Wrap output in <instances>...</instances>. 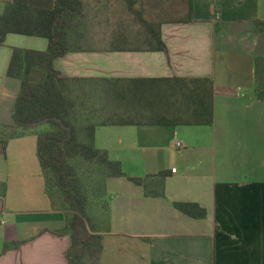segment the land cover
<instances>
[{
    "label": "crops",
    "instance_id": "1",
    "mask_svg": "<svg viewBox=\"0 0 264 264\" xmlns=\"http://www.w3.org/2000/svg\"><path fill=\"white\" fill-rule=\"evenodd\" d=\"M84 1L88 18L69 32L70 50L54 65L65 77L81 80L91 100L111 80L214 82L212 125L96 128V146L121 161L126 174L107 179L111 229L103 232L101 264H264V100L255 93V62L264 56V0H192V14L190 0H148L149 10L187 13L184 19L150 21L159 25L166 50L150 47L142 23L112 20L126 10L124 0ZM4 9L0 0V13ZM48 46L44 37L16 33L0 46V125L13 124L21 89V81L8 75L13 48ZM28 136L10 139L6 148L0 139V264H69L70 237L58 233L65 213L41 194L34 196L30 185L23 187L19 173L28 172L26 165L9 190L10 150ZM164 171L171 172L164 197L156 196V180L150 181L149 196L128 178ZM26 182H36L42 193V184ZM174 202L198 203L207 217H192ZM14 241L20 245L5 251Z\"/></svg>",
    "mask_w": 264,
    "mask_h": 264
},
{
    "label": "trees",
    "instance_id": "2",
    "mask_svg": "<svg viewBox=\"0 0 264 264\" xmlns=\"http://www.w3.org/2000/svg\"><path fill=\"white\" fill-rule=\"evenodd\" d=\"M0 13V46L11 33L44 37L49 40L45 51L13 48L8 75L21 81L13 109V124L0 125L4 148L13 138L27 136L35 125L37 155L45 179V193L52 207L65 213V225L58 230L69 235V264H101L104 231L111 229L107 179L126 176L121 161L110 158L107 150L96 146L95 131L107 125H212L214 122V82L209 78H161L128 80L126 85L111 80L98 100L82 91L81 80L65 77L55 68L56 58L70 50L68 34L88 18L84 0H4ZM137 21L150 32V47L166 50L161 30L137 8L138 0H124ZM193 2L190 0V13ZM178 19H184L178 18ZM256 65L255 93L264 100V56ZM123 81V80H119ZM93 166V171H90ZM89 167V168H88ZM87 168V170H84ZM91 172L104 175L102 182ZM170 171L154 176L128 177L143 186L147 195L150 181L156 180V196H165V179ZM88 178L89 181H88ZM102 184V194L100 188ZM106 201L104 229L91 214L96 199ZM180 211L195 217H207L198 203L174 202ZM20 241L5 244V251L16 248Z\"/></svg>",
    "mask_w": 264,
    "mask_h": 264
},
{
    "label": "rangeland",
    "instance_id": "3",
    "mask_svg": "<svg viewBox=\"0 0 264 264\" xmlns=\"http://www.w3.org/2000/svg\"><path fill=\"white\" fill-rule=\"evenodd\" d=\"M170 1V0H168ZM143 2V3H142ZM143 5H142V4ZM148 4V0H139V4L137 5V8L140 10H144V16L145 18H147L149 21H162V20H166V19H171V18H181L183 16H185V14H187L186 12H182L183 10H173L172 12H169V10H165V8L163 7V11H159L160 9L157 8L154 10H149V5ZM146 5V6H145ZM126 10H123L118 17H115V19L113 18L112 20L114 22H121V23H138L136 17L131 14V12L129 11V9L127 8V6H125ZM161 9V10H162ZM158 11V12H156ZM91 16V15H90ZM94 19L95 18H99L101 16V14H93ZM46 128V126L41 125L38 126L37 124L35 125L34 129H31L29 131L26 132L27 135H29L27 138H25L23 141H21V143H19L18 147H15V149L11 148L10 153H9V160L11 162V168H12V173H11V179L9 182V190H11V193L13 192L14 186H16V183L18 181V175L16 174L17 170L20 168V166H24L26 165V169H28V172H25V174H23V172H20L19 174L21 175V178L24 179L23 180V187L26 188L28 185H30L32 191V194L34 196L41 194L42 198L44 200H46V202H49V197L44 193V187H45V179H44V175H43V170L41 167V163L39 160V157L37 155V136L35 135L36 131L42 130ZM11 130H0V134L4 135V136H8L10 135ZM16 155H23V158L21 160V162L17 163V160H14V157ZM36 170L34 172V174L32 173V170ZM89 168V167H88ZM24 170V168H23ZM84 170H87V168H85ZM90 171H93V166H91ZM91 175L94 176V180H98L99 182H102L104 175L101 174L100 172L96 173V172H91ZM34 180L37 181L40 186L42 184L43 187V191L42 193L39 191H37V183L35 182H26V180ZM90 178H88L89 181ZM102 184H101V188H100V195L102 194ZM92 210H91V214L92 216L95 217V221L98 223V226L101 229H104V226H102L103 224H100L101 222H103V218H105V210H106V201L103 199H98L96 198L92 204H91ZM10 209H21L19 208V206L13 205L10 206ZM6 219L8 221H14L15 217L14 216H7Z\"/></svg>",
    "mask_w": 264,
    "mask_h": 264
},
{
    "label": "built area",
    "instance_id": "4",
    "mask_svg": "<svg viewBox=\"0 0 264 264\" xmlns=\"http://www.w3.org/2000/svg\"><path fill=\"white\" fill-rule=\"evenodd\" d=\"M178 146H181V142H178V144H177Z\"/></svg>",
    "mask_w": 264,
    "mask_h": 264
}]
</instances>
